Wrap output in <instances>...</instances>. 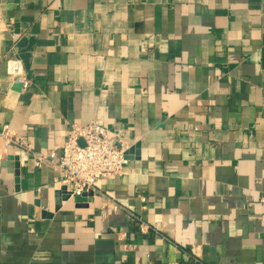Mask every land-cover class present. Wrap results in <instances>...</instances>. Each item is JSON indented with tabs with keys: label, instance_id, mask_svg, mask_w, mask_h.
Masks as SVG:
<instances>
[{
	"label": "crops",
	"instance_id": "0c3cea01",
	"mask_svg": "<svg viewBox=\"0 0 264 264\" xmlns=\"http://www.w3.org/2000/svg\"><path fill=\"white\" fill-rule=\"evenodd\" d=\"M93 119L128 163L73 196ZM6 124L56 160L0 136V264H264V0H0Z\"/></svg>",
	"mask_w": 264,
	"mask_h": 264
},
{
	"label": "built area",
	"instance_id": "2783aa9c",
	"mask_svg": "<svg viewBox=\"0 0 264 264\" xmlns=\"http://www.w3.org/2000/svg\"><path fill=\"white\" fill-rule=\"evenodd\" d=\"M9 72L24 89L29 86L30 79L19 63L16 62L14 67H10ZM0 136L5 147L20 148L25 157L32 158L37 168L46 163H54L56 160L54 151L48 154L36 151L31 142L18 135L8 124L0 130ZM126 148L101 119H93L87 124L72 123L62 155L57 162L62 175L61 181L70 187L69 191L73 196L82 195L95 188L98 179L124 171L128 163ZM141 197L143 200L146 199L145 196ZM137 220L142 233L159 228L157 223H149L142 217H137Z\"/></svg>",
	"mask_w": 264,
	"mask_h": 264
},
{
	"label": "water",
	"instance_id": "95a60500",
	"mask_svg": "<svg viewBox=\"0 0 264 264\" xmlns=\"http://www.w3.org/2000/svg\"><path fill=\"white\" fill-rule=\"evenodd\" d=\"M68 195H69V194L64 195L63 199H66V198L68 197Z\"/></svg>",
	"mask_w": 264,
	"mask_h": 264
}]
</instances>
